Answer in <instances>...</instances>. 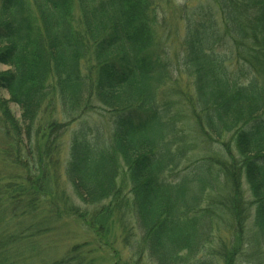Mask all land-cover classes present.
I'll list each match as a JSON object with an SVG mask.
<instances>
[{"label": "trees", "instance_id": "trees-1", "mask_svg": "<svg viewBox=\"0 0 264 264\" xmlns=\"http://www.w3.org/2000/svg\"><path fill=\"white\" fill-rule=\"evenodd\" d=\"M206 2L184 14L176 73L192 79L194 95L183 102L198 130L226 152L216 163L229 186L219 212L202 207L209 180L190 188L164 178L182 155L173 137L181 100H161L175 69L156 49L152 0H0V264L22 260L23 241L63 217L104 246L115 222L125 241L136 225L139 260L152 264H236L246 252L247 264H264V0ZM225 39L244 80L215 51ZM93 100L119 117L103 148L83 130L71 136L64 176L78 205L56 175L67 124L41 120L59 105L72 123L95 109ZM242 180L254 206L248 242ZM226 225L227 241L217 235ZM86 248L73 246L51 264H95Z\"/></svg>", "mask_w": 264, "mask_h": 264}, {"label": "rangeland", "instance_id": "rangeland-1", "mask_svg": "<svg viewBox=\"0 0 264 264\" xmlns=\"http://www.w3.org/2000/svg\"><path fill=\"white\" fill-rule=\"evenodd\" d=\"M152 4L158 11L156 13L157 24H155L156 49H158V53H167L172 69H175L173 71L175 74L172 77V82L166 86L164 85L160 91L161 100L163 102L169 101L173 105L178 104L179 100H181V104L178 105L177 126L173 137L176 138V147L181 150L182 155L178 167L166 171L164 178L167 182L174 184L183 180L187 182L190 188L196 186L192 185V182H196L199 178L209 180L214 187L213 190L207 189L205 191L202 207L205 208L212 204L211 207L215 208L217 212L220 210L225 211L224 205L225 202L226 204L228 203L229 186L219 176L220 167L216 163L219 159L226 158V152L220 149L217 144L209 143L198 130L195 116L192 115L188 105L183 102L194 95L192 79L184 73H176L178 71L176 68H178L177 62L180 53L181 36L183 34L182 21L184 14L186 12L191 13L197 8L205 7L207 2L206 0H152ZM215 51L219 56L226 59V66L231 72L238 75V80L245 79L244 70L230 57L228 40L225 39L217 45ZM5 70V67L0 66V71ZM2 95L4 96L5 94L3 93ZM91 105L95 108L94 110L72 123L67 120L63 108L59 105L56 106L55 110L53 108L52 112L44 113L41 120V122H44L45 118L51 115L59 123L67 124L66 132L60 140L59 163L56 168V175L59 186L78 205L80 202L75 199L73 191L66 183L64 176V162L68 156L71 136L73 133L83 130L86 132L87 139L95 148H103L111 143L115 123L119 117V114L108 111L94 100L91 102ZM9 109L15 120L19 121V109L13 104L9 106ZM2 143L0 139V149L2 148ZM209 160L214 161L209 162ZM205 162L211 163L209 168L210 173L206 171L208 166ZM7 169L13 170L9 166H7ZM49 190H51L50 187ZM241 191L243 203L246 207L244 230L246 237L244 240L248 242L254 233V206H252V198L244 180L241 181ZM126 193H128L127 188L125 189V195L127 196L128 194ZM128 222L129 224L131 223L130 221ZM220 227L217 235L225 241L229 240L232 237L230 227L228 225ZM111 233L108 237V245L104 246V242L100 240L98 242L97 238L80 222L63 217L60 221L51 225L48 232L23 241L24 244L16 250V255L18 251L21 253L22 260L14 262L15 264H51L61 258L73 246L87 245L85 250L90 251L88 257L95 259V264H112L114 261L111 262V260L114 257L117 258L116 260L120 264H135L139 260L138 252H141V248L138 247L140 243L136 225L130 224V236L127 241H125V238L128 232L125 234L122 232L119 222H115L112 226ZM217 242V237H215V245H217ZM111 247L113 250H110ZM113 251H115L114 255ZM250 254L249 252L243 253V257H238L236 264H247L245 262L247 258L244 257H248ZM139 261L140 264H152L144 254H141Z\"/></svg>", "mask_w": 264, "mask_h": 264}]
</instances>
